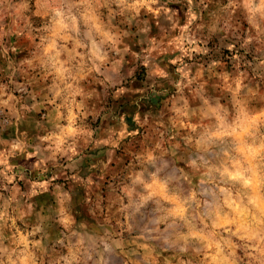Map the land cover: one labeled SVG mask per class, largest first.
I'll return each instance as SVG.
<instances>
[{"label": "rangeland", "instance_id": "1", "mask_svg": "<svg viewBox=\"0 0 264 264\" xmlns=\"http://www.w3.org/2000/svg\"><path fill=\"white\" fill-rule=\"evenodd\" d=\"M0 264H264V0H0Z\"/></svg>", "mask_w": 264, "mask_h": 264}]
</instances>
